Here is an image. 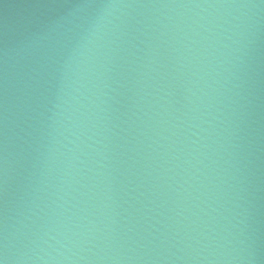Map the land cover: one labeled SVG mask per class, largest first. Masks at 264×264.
<instances>
[{
    "label": "water",
    "instance_id": "1",
    "mask_svg": "<svg viewBox=\"0 0 264 264\" xmlns=\"http://www.w3.org/2000/svg\"><path fill=\"white\" fill-rule=\"evenodd\" d=\"M0 264H264V0H0Z\"/></svg>",
    "mask_w": 264,
    "mask_h": 264
}]
</instances>
